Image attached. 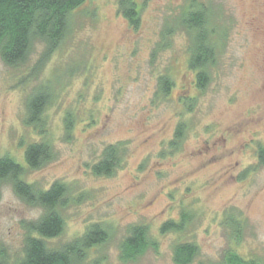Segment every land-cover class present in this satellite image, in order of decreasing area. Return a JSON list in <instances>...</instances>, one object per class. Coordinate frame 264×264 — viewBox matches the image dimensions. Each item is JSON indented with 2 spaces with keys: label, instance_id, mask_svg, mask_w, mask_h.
Instances as JSON below:
<instances>
[{
  "label": "rangeland",
  "instance_id": "374dc122",
  "mask_svg": "<svg viewBox=\"0 0 264 264\" xmlns=\"http://www.w3.org/2000/svg\"><path fill=\"white\" fill-rule=\"evenodd\" d=\"M119 1L85 0L38 72L41 45L14 67L0 60V158L17 163L35 191L54 183L66 188L56 208L63 231L48 247L61 248L99 224L107 239L86 251L85 264H174L178 244L196 247L191 264H217L227 250L264 264V167L257 160L264 145V0H132L136 29ZM192 3L205 7L225 35L203 91L195 87L189 38L178 24ZM166 76L172 88L164 95L158 82ZM38 89L49 102L34 127L25 124V105ZM179 126L182 138L174 144ZM42 143L51 160L29 168L26 148ZM109 146H118L120 167L95 175ZM23 204L15 216L0 206L4 264L22 256L25 225L38 220L27 218L36 206ZM183 213V231L160 233ZM229 216L241 224L238 239ZM134 226L146 228L150 245L124 261L120 247Z\"/></svg>",
  "mask_w": 264,
  "mask_h": 264
},
{
  "label": "trees",
  "instance_id": "16d2710c",
  "mask_svg": "<svg viewBox=\"0 0 264 264\" xmlns=\"http://www.w3.org/2000/svg\"><path fill=\"white\" fill-rule=\"evenodd\" d=\"M85 0H0V60L8 67L24 63L36 46L43 47L39 60L33 71H40L50 55L59 47L67 35L73 12ZM119 11L132 29L139 25V10L132 0H121ZM211 14L203 6L193 3L184 9L178 18V24L188 36L189 58L188 68L195 74V87L199 91L207 88L210 82L209 70L215 65L218 45L225 38L224 32L217 33L211 24ZM158 88L164 95L172 88V82L161 77ZM49 102V96L43 89L34 91L26 100L25 124L36 126L44 108ZM192 104V102L190 103ZM34 126V127H35ZM67 133L71 130V121L65 119ZM182 126L175 132L174 144L182 138ZM68 135V134H67ZM172 143V144H173ZM118 146H109L101 159L93 166L95 175L111 176L120 167ZM49 145H29L24 159L29 168L37 169L51 160ZM257 160L264 167V145L257 151ZM23 169L8 157L0 158V186L9 182L22 194V200L43 210L42 216L35 222L25 225L26 236L23 242L22 256L13 264H85V253L90 248L103 244L107 232L99 224L90 225L78 239L61 248L51 249L47 245L61 235L64 222L56 212L65 196L66 188L60 183H54L46 191H35L32 186L21 180ZM187 216L181 215L179 222H166L160 228V233L184 230ZM233 236L238 239L241 224L232 216L227 218ZM147 230L142 226L131 227L128 236L121 244V259L134 261L145 253L149 247ZM197 255L193 244H178L173 249L174 264H191ZM2 255H0V260ZM0 264H4L0 261ZM217 264H258L254 260H246L233 250H227Z\"/></svg>",
  "mask_w": 264,
  "mask_h": 264
},
{
  "label": "clouds",
  "instance_id": "9594fccd",
  "mask_svg": "<svg viewBox=\"0 0 264 264\" xmlns=\"http://www.w3.org/2000/svg\"><path fill=\"white\" fill-rule=\"evenodd\" d=\"M0 206H4L9 212L16 215V210L24 207L22 194L12 184L0 186ZM42 210L39 207H33L28 210L27 218L30 220L39 219Z\"/></svg>",
  "mask_w": 264,
  "mask_h": 264
}]
</instances>
